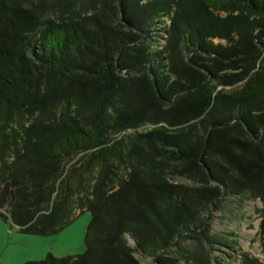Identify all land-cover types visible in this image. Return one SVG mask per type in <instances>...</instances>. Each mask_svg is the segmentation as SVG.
I'll return each instance as SVG.
<instances>
[{
  "label": "trees",
  "instance_id": "16d2710c",
  "mask_svg": "<svg viewBox=\"0 0 264 264\" xmlns=\"http://www.w3.org/2000/svg\"><path fill=\"white\" fill-rule=\"evenodd\" d=\"M234 200L264 246V0H0V216H91L83 254L25 264H213Z\"/></svg>",
  "mask_w": 264,
  "mask_h": 264
},
{
  "label": "rangeland",
  "instance_id": "374dc122",
  "mask_svg": "<svg viewBox=\"0 0 264 264\" xmlns=\"http://www.w3.org/2000/svg\"><path fill=\"white\" fill-rule=\"evenodd\" d=\"M261 208L259 201L234 200L211 209L205 216L211 234L218 241L230 243L229 247L215 244L209 249L213 264H241L243 255L264 261V246L259 236ZM90 220L89 213H77L72 223L59 233L40 236L20 231L6 215L0 216V264L38 262L49 255L54 258L81 255L85 251L84 238ZM181 243L185 247L194 245L199 252L206 250L201 240L185 239ZM135 258L142 264L150 263L137 254Z\"/></svg>",
  "mask_w": 264,
  "mask_h": 264
}]
</instances>
